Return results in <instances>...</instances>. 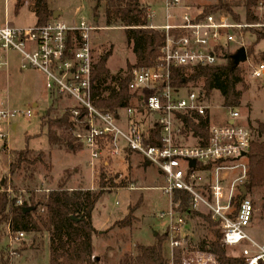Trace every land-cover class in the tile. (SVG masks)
Segmentation results:
<instances>
[{
    "label": "built area",
    "instance_id": "1",
    "mask_svg": "<svg viewBox=\"0 0 264 264\" xmlns=\"http://www.w3.org/2000/svg\"><path fill=\"white\" fill-rule=\"evenodd\" d=\"M159 8V15L151 7L146 10V27L164 33L157 63L147 68L133 66L127 72L130 98L112 110L95 105L99 96L92 79L91 36L97 27L92 22L51 18L27 28L1 24L0 54L15 51L21 69L40 72L50 100L61 96L72 101V134L88 149L92 170L98 162L109 165L121 153L140 156L163 176L157 188L168 199L165 213L171 231L182 228L184 217L179 215L174 193H187L190 210L216 223L225 246L247 241L253 249L245 247L240 252L246 264H264V244H257L245 232L254 208L247 193L241 198L240 192L246 175L243 160L253 139L251 126L237 108L212 105L202 87L190 82L175 87L170 79L172 68L213 65L225 57L223 52L234 53L245 24L228 12L201 15L181 0H160ZM158 16L162 22L152 23ZM232 43L237 45L232 47ZM6 64V56L4 60L0 56V66ZM250 76L263 77L264 62L256 63ZM18 112L1 109L0 121L9 124ZM4 138L0 133V139ZM236 169H240L238 175L231 176ZM6 191L11 193L9 187ZM15 202L20 205L22 198ZM23 235L19 232L14 238ZM168 244L169 264H180L173 260L179 240L171 236ZM195 255L197 264H219L211 252L197 250Z\"/></svg>",
    "mask_w": 264,
    "mask_h": 264
},
{
    "label": "rangeland",
    "instance_id": "2",
    "mask_svg": "<svg viewBox=\"0 0 264 264\" xmlns=\"http://www.w3.org/2000/svg\"><path fill=\"white\" fill-rule=\"evenodd\" d=\"M24 4L14 11L15 0H0V22H5L11 27L27 28L34 24L35 17L31 9L30 0H23ZM147 4L160 14V0H139ZM185 5L201 11L204 6H213L218 0H181ZM229 4L231 11L240 17V22L245 24L241 36H238V48L245 47L247 60L239 64L242 70L243 82L238 85L241 90L239 105L236 107L242 119L251 126L257 122L264 124V76L252 78V67L261 61L264 54V40L256 41V30L264 28L262 14L264 0H260L252 9L257 22H248L245 19V9L241 0H220ZM95 0H47L48 7L58 13L59 21L70 23L84 20L93 23L97 29L92 33V58L94 62L108 53L106 67L109 70L104 85L111 86L115 79L127 72V66L133 64L134 54L131 44L126 41L123 28L119 25L104 26L102 15L94 16L92 7ZM261 4V5H260ZM94 19V20H93ZM161 16L152 19V23H161ZM237 44L232 43V47ZM250 51V53H248ZM1 59L7 58V67L0 66V110L9 109L19 111L10 123L0 121V133L5 137L0 139V181L7 177V185L24 187L29 183L36 189H52L63 177L70 173L65 186L69 189L78 187L96 189L100 170L107 175H115L113 183L116 186L103 187L102 194L96 201L91 213V221L95 232L92 234L93 255L98 257L100 264H118L125 253H134L137 244L150 245L156 237L166 235L163 241V250L169 260L170 249L168 238L176 237L180 242V264H197L195 251L198 250L200 241H210L215 237L214 230L207 222L198 216L183 217V225L179 231H171L168 227L166 209L168 199L162 194L158 186L163 184V176L153 165H142L140 156L135 154L120 156L110 161L109 165L97 163L93 170L89 165L88 149L77 146L74 151L65 147L49 149L46 125L44 118L50 109V117L59 114L64 107L71 104V100L64 99L52 102L45 90L43 76L36 70L21 69L19 54L10 51L0 54ZM195 87H202L199 80ZM212 105L223 104V99L216 91L207 96ZM36 103V106L33 104ZM29 111V116L24 115ZM217 116H213V119ZM15 124V126H12ZM42 125V126H41ZM26 137H30L27 141ZM254 137V130H253ZM76 143V141H75ZM6 144V148L3 145ZM35 152L43 151L45 156L42 163L37 165L34 181L22 180L23 173L8 174V152L20 150L25 147ZM142 161V160H141ZM143 162V161H142ZM245 162V160H243ZM240 169L233 170L231 176H237ZM120 180L126 181L123 186ZM24 183V184H23ZM134 187V188H131ZM27 197L26 193H21ZM259 193L249 194L254 208V221L245 228V232L252 237L264 240V200H260ZM134 209L136 221L131 227H119L116 222L121 220L128 209ZM162 213V215H160ZM157 233L156 236L154 233ZM33 234H24L20 239L14 238L6 228L1 229L0 254L8 256V264H48V234L35 235L36 241L31 244ZM258 238V239H259ZM175 250V248L173 249ZM228 255L239 253L238 248L225 247Z\"/></svg>",
    "mask_w": 264,
    "mask_h": 264
},
{
    "label": "trees",
    "instance_id": "3",
    "mask_svg": "<svg viewBox=\"0 0 264 264\" xmlns=\"http://www.w3.org/2000/svg\"><path fill=\"white\" fill-rule=\"evenodd\" d=\"M218 1L213 6H204L201 15L217 11L228 12L234 20L240 22V17L231 11L229 4ZM259 1L241 0V5L245 9L246 21H258L257 17L253 15L252 9L257 6ZM22 4H24L23 0H15L14 11L17 12ZM30 5L34 13L35 25L45 24L52 18L53 11L48 7L47 0H30ZM147 8L148 5L140 3L139 0H95L92 7L94 16L98 17L99 13L102 15L104 26L119 25L123 28L126 41L131 44L134 54V62L127 66V72L133 66L147 68L155 65L163 44V31L146 27L148 24ZM262 20L264 21V12ZM255 34L256 41L264 40V28L256 30ZM224 53L223 57H225L213 65L193 66L187 69L184 67L172 68L171 84L180 87L188 82L194 85L201 80L202 89L207 96L216 91L226 107L236 108L241 97L238 85L243 82L242 70L238 67L239 65L236 67L232 65L229 57L231 54ZM107 55L108 53L102 55L95 62L92 79L96 82L95 93L99 96L95 105L103 110H112L116 106L126 105L130 94L127 89V72L121 77H114L115 81L111 86L104 85L106 76L109 74L105 65ZM260 58L264 62V54H261ZM61 100H64L61 96H55L51 103ZM72 107V104L64 107L62 112L53 117L49 116L51 108L47 110L43 125H46L45 134L50 145L49 149L65 147L74 151L77 146H82L75 143L72 134L74 124L70 114ZM253 130L254 137L245 156L244 187L248 196L259 193L260 200H264V124L257 122ZM29 138L26 137L25 140L27 141ZM5 146L4 144L3 147L5 148ZM128 154L133 153L128 152ZM44 156L45 152H35L27 146L20 150H10L8 152V174L12 175L21 171L23 181L29 179L33 182L37 165L43 162ZM140 163L145 165L141 159ZM69 177L70 173H67L63 177V181L52 189L38 190L31 188L29 183L24 187L7 185V177L4 176V181L0 184V234L2 228H6V231L11 235L19 232L32 233L34 236L31 244H33L36 241L35 235L47 233L48 264H100L98 257L93 255L91 236L95 229L91 221V213L102 194V188L116 186L113 183V178L117 177V174L107 175L104 170H100L96 189L82 187L69 189L65 186ZM119 183L123 186L126 185L124 180H120ZM8 187L11 189V193L6 191ZM23 192L27 197H23L21 194ZM18 197L22 198L20 205L15 202ZM173 198L174 201L179 202L177 208L179 215L198 216L214 230V239L200 241L199 251L213 253L219 264H246L240 254L228 255L226 253V246L222 243V233L208 215L190 210V196L187 193H174ZM133 210L129 208L126 215L116 222L119 227L133 225V222L136 221ZM71 216L75 218L71 219ZM156 234L155 232V236ZM165 238L166 235L163 234L156 237L153 244H137L134 253L123 254L118 264H169L162 246ZM173 252L178 261L180 249L175 248ZM0 264H8V256L0 254Z\"/></svg>",
    "mask_w": 264,
    "mask_h": 264
},
{
    "label": "water",
    "instance_id": "4",
    "mask_svg": "<svg viewBox=\"0 0 264 264\" xmlns=\"http://www.w3.org/2000/svg\"><path fill=\"white\" fill-rule=\"evenodd\" d=\"M58 16L57 12H52V18L56 19ZM231 63L234 67L238 66L240 63L245 62L247 60V54L245 47L240 46L239 48L236 49L234 53H232L230 56ZM242 155H245V153H242ZM193 164V162H192ZM3 183V179L0 181V184ZM240 192H241V198L246 195V190L244 186H240ZM28 209V208H25ZM74 216H71V219H74ZM155 234V233H154Z\"/></svg>",
    "mask_w": 264,
    "mask_h": 264
},
{
    "label": "crops",
    "instance_id": "5",
    "mask_svg": "<svg viewBox=\"0 0 264 264\" xmlns=\"http://www.w3.org/2000/svg\"><path fill=\"white\" fill-rule=\"evenodd\" d=\"M58 17V16H57ZM5 22H0V25L1 24H4ZM34 23H35V21H34ZM34 25V24H33ZM32 26V25H31ZM7 54V53H6ZM19 62H20V59H19ZM6 67H7V64H6ZM32 69H29V71H31ZM43 76V75H42ZM34 106H36V103H34L33 104ZM12 126H15V124H12ZM6 145V144H5ZM7 146H5V148H6ZM128 155H133V154H128V153H126V156H128ZM264 220V219H263ZM253 221H254V211H253V215H252V220H251V225H252V223H253ZM155 235V234H154ZM248 235V234H247ZM252 240H254L257 244H264V240H260L261 238H257V237H252V236H250V235H248ZM228 247H231V248H238L239 249V253H237L236 255H239L240 254V252H241V250L243 249V248H249V249H253V248H251L250 246H249V243L247 242V241H242L240 244H238V245H234V246H228ZM234 255V254H233Z\"/></svg>",
    "mask_w": 264,
    "mask_h": 264
}]
</instances>
